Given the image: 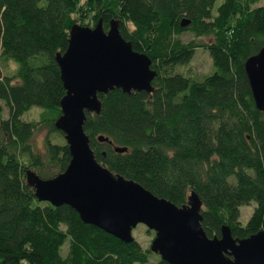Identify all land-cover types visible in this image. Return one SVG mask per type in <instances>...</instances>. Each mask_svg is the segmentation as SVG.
Here are the masks:
<instances>
[{"label": "trees", "instance_id": "1", "mask_svg": "<svg viewBox=\"0 0 264 264\" xmlns=\"http://www.w3.org/2000/svg\"><path fill=\"white\" fill-rule=\"evenodd\" d=\"M259 2L0 0V59L16 65L10 75L0 67V264H148L153 255L133 236L123 243L83 223L68 206L38 202L26 184L27 171L48 180L70 162L66 143L51 136L63 137L54 126L65 95L55 56L67 49L77 21L93 28L102 20L105 32L118 21L122 38L157 73L152 93L114 89L98 96L99 115L86 113L97 162L177 207L194 192L209 238H219L223 226L235 239L264 231V112L255 107L244 68L264 47ZM183 20L189 26L182 28ZM185 33L192 37L187 44L178 39ZM198 50L211 59L208 75L174 72ZM33 108L41 111L38 120L26 121ZM42 131L39 154L32 139ZM251 204L242 225L241 208Z\"/></svg>", "mask_w": 264, "mask_h": 264}, {"label": "water", "instance_id": "2", "mask_svg": "<svg viewBox=\"0 0 264 264\" xmlns=\"http://www.w3.org/2000/svg\"><path fill=\"white\" fill-rule=\"evenodd\" d=\"M189 24L183 20L181 27ZM55 61L65 95L54 126L64 136L70 162L63 173L48 180L26 172V184L38 202L68 206L83 223L123 243L132 242V230L143 225L155 233L150 251L168 264H264V231L235 239L223 226L219 238H209L201 225L202 202L194 192L177 207L97 162L84 131L86 113L99 115L98 96L114 89L152 93L157 76L151 60L122 38L118 21H111L106 32L102 20L93 28L73 25L67 49L57 53ZM244 68L255 107L264 112V47L247 59ZM98 141L111 145L103 137Z\"/></svg>", "mask_w": 264, "mask_h": 264}, {"label": "rangeland", "instance_id": "3", "mask_svg": "<svg viewBox=\"0 0 264 264\" xmlns=\"http://www.w3.org/2000/svg\"><path fill=\"white\" fill-rule=\"evenodd\" d=\"M264 6V0H260L258 4H256V7ZM77 24H79V21H77ZM177 36L174 34L171 35V41L172 39H177ZM159 39V38H158ZM182 43L187 44L189 41L192 40V37L185 33L181 35L178 38ZM161 40V39H160ZM0 55H1V49H0ZM15 64L8 62V61H2L0 59V67L3 71V74L10 75L13 74L15 70ZM212 69V63L211 59L207 52L203 50L196 51L192 61L189 63L188 66H185L183 68L175 69L174 72L177 73H191L192 75L197 76L198 78L203 77L205 75H208L211 72ZM40 110L37 108L31 109L30 112L26 113L24 115V119L26 121H37L40 115ZM6 115V112L4 113ZM46 135V131L40 132L38 135H35L32 139V145L34 146V151L36 153L42 154L43 149V141ZM48 135V134H47ZM53 139V142L56 143H66L64 136L60 138L59 136H51ZM255 205L251 204L249 206H245L241 208L240 211V222L242 225H245L249 218L251 217ZM132 236L134 239L139 242L141 247L144 250H150L151 243L155 237V233L153 231H149L146 229L143 225H138L135 229L132 230ZM67 252V244L62 248V255H65ZM153 255H150L148 264H157L158 258L157 255L152 253ZM160 258V257H159Z\"/></svg>", "mask_w": 264, "mask_h": 264}]
</instances>
